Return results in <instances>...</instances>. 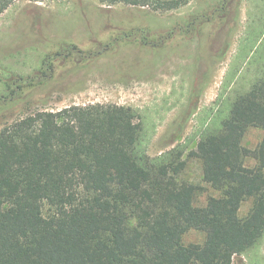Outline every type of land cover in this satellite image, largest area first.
Here are the masks:
<instances>
[{
    "label": "trees",
    "instance_id": "1",
    "mask_svg": "<svg viewBox=\"0 0 264 264\" xmlns=\"http://www.w3.org/2000/svg\"><path fill=\"white\" fill-rule=\"evenodd\" d=\"M13 1L0 0V13ZM189 1L101 0L154 11ZM260 70L220 126L206 130L187 154L219 194L203 205L195 203L200 187L182 177L183 149L151 157L131 106L73 104L5 125L0 264H233L264 231V134L254 148L242 144L248 127L264 130V61ZM5 86L11 100L17 88ZM190 229L204 240L184 244Z\"/></svg>",
    "mask_w": 264,
    "mask_h": 264
},
{
    "label": "rangeland",
    "instance_id": "2",
    "mask_svg": "<svg viewBox=\"0 0 264 264\" xmlns=\"http://www.w3.org/2000/svg\"><path fill=\"white\" fill-rule=\"evenodd\" d=\"M263 61L264 0H190L169 11L101 0H14L0 13V130L73 104L131 106L151 157L183 149L182 177L200 187L195 203L203 205L219 194L187 154L220 126ZM13 77L30 79L20 84ZM5 83L17 88L11 100ZM263 134L248 127L242 144L254 148ZM249 207L245 201L240 215ZM203 240L195 229L182 236L184 244ZM233 264H264V231Z\"/></svg>",
    "mask_w": 264,
    "mask_h": 264
}]
</instances>
